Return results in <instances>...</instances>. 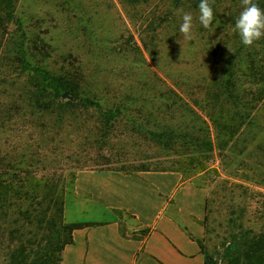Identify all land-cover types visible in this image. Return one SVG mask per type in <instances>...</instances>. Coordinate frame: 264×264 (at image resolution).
I'll list each match as a JSON object with an SVG mask.
<instances>
[{"label": "rangeland", "instance_id": "obj_1", "mask_svg": "<svg viewBox=\"0 0 264 264\" xmlns=\"http://www.w3.org/2000/svg\"><path fill=\"white\" fill-rule=\"evenodd\" d=\"M15 10L28 36L27 57L33 54L38 60L44 57L43 65L52 70L66 66L68 57L67 64L80 65L97 91H102L103 87L112 91L107 96L110 101L117 99V91L120 96L133 93L136 85L139 87L142 83H146L145 90L137 95L154 93L157 97L165 89L159 79L176 86L173 90L185 101L203 99L206 84L217 77L225 61L224 43L230 42L232 31L230 24L224 26L218 22L205 29L198 22V12L187 4L172 9L170 0H145L134 6L124 0H18ZM169 10L172 14L166 17ZM184 13L193 16L190 40H185L179 32ZM1 26L0 32L4 28ZM7 30H15L14 25H9ZM7 39L0 35V84L7 81V85L16 86L7 89L9 103L19 93L15 88L23 85L25 74H19V67L10 66V56L4 54ZM41 39L49 42L51 48L44 50L38 41ZM5 100L0 101L1 110L7 103ZM144 104L149 126L157 122L174 126L176 131L189 122L185 111L177 106L169 111L174 120L167 121V109L159 100L149 99ZM201 106L193 107L198 115L204 114ZM254 117L252 126L242 127L236 144L229 150L219 152L215 148L212 154L204 156L201 172L185 159V154L166 151L146 135L131 133L123 122L117 123L106 138L101 137L99 124L94 123L92 114L87 115L85 122L77 120L63 126L62 134L51 144L45 133L39 137L38 133L42 132L30 125V119L6 124L5 129H0V132L6 131L0 133L1 155L14 150L19 153L27 144H33L32 152L44 163L28 170L41 183L35 198L17 203L6 212L7 216L0 212V264H11V254L19 247L34 258L37 251L44 253L45 244H50L51 250L57 249L71 236L72 229L66 230L68 224L63 218L64 203L59 218L56 209L50 206L49 187L57 184L65 201L74 188V183H69L73 174L76 179L81 172L98 174L119 167L129 171L141 164L152 170H164L159 171L162 173L180 174L184 184L192 185V194L185 196L189 203L186 208L193 210L196 206L200 211L203 236L197 240L198 245L210 253L220 251L223 240L229 236L231 219L238 218L243 228L258 229L261 224L264 168L258 163L264 161L261 159L264 156V103H260ZM80 163L88 167L80 170ZM102 164L104 166L100 167ZM259 172L261 177L257 179L247 177ZM91 185H95L94 181ZM25 209L29 215H22ZM93 216L92 219H98Z\"/></svg>", "mask_w": 264, "mask_h": 264}, {"label": "trees", "instance_id": "obj_2", "mask_svg": "<svg viewBox=\"0 0 264 264\" xmlns=\"http://www.w3.org/2000/svg\"><path fill=\"white\" fill-rule=\"evenodd\" d=\"M124 1L134 6L145 0ZM17 2L18 0H0V24L1 27H4L0 35L8 37V45L4 54L7 57L10 56V66L19 67L17 71L19 74H25V78L23 85L20 88H15L19 93L17 92L16 97L9 103L7 89H13L12 87L16 86L7 85V81L0 84V101L4 98L7 101L3 105V109H0L1 130L11 122L16 124L17 120L30 119V125L42 132L38 133L39 137L45 133L50 137L51 144L62 134L63 126L77 120L85 122L88 120L87 115L92 114L94 123L99 124L101 137L106 138L117 123L123 122L130 128L131 133L146 135L166 151L173 150L177 154H185V159L189 160L195 169H199L197 172H201L204 170L202 165L205 161L204 156L212 154L215 148L219 152H223L236 144L242 127L250 128L252 126L255 121L254 112L260 103H264V38L256 41L252 46H244L233 31V22L242 9L243 0H210L214 11L213 23L218 22L224 26L230 24L231 38L230 42L224 43L225 61L219 69L217 77L214 80L211 79L204 88L205 97L201 100L189 101L180 98L173 90L176 86L163 79H159V83L165 89L159 92L157 97L153 96L154 93L149 96L137 95H141L145 90L146 83H142L139 84V87L136 85L135 89L137 90H134L133 93H121L120 96V92L117 91L116 93H119L115 96L117 99L110 101L107 96L112 91L108 92L106 87H103L102 91H97L96 87L83 74L80 65L67 64L68 57L65 61L66 66L57 70L49 69L47 65H43L44 57L39 60L35 58V54L33 57H27L25 46L28 43V36L23 31L21 20L16 15ZM170 2L172 9L177 10L180 6L187 4L193 11L198 12L199 0H170ZM255 2L264 9V0H255ZM226 3H231V5L226 6ZM171 14L172 12L169 10L166 17ZM155 19L152 24H149L150 26L153 25ZM9 25H14L15 30L9 32L7 30ZM38 41L44 50L51 48L50 43L44 39ZM142 45L146 50L145 43ZM135 48L139 50L138 47ZM34 58L36 61L33 60ZM245 85H249V87L244 88ZM17 86L19 85L17 84ZM149 99H157V102L159 100L163 104L167 109L165 116L169 115L167 121L174 120L172 112L169 111L177 106L178 109L185 111L190 123L188 122L185 127H180L176 131H174V126L157 122L149 126L150 121L145 114L147 111L144 110V103ZM200 105H202L200 109L204 111L203 115H198L193 109ZM227 113L231 114L227 115ZM180 118L184 117L180 116ZM198 124L201 127L196 128V125L200 126ZM14 131L16 132V130ZM0 133H6V131ZM34 146L27 144L24 147L26 149L19 153L14 150L12 153L6 151L3 155H1L0 148V212L2 214H6L17 203L24 200L30 201L37 195L35 191L41 186V183L33 175H30L28 170L35 165L44 163V160L32 152ZM36 147L39 148L38 144ZM55 149L51 148L52 151ZM193 157L195 158L193 159ZM261 159L264 160V156ZM122 162L124 161H117V163ZM258 165L264 168V161ZM90 166L92 167V165ZM103 166L104 164L100 167ZM86 167L88 165L80 163L78 169ZM108 171L137 175L141 172L164 170H152V168L141 164L129 171L120 167ZM259 176L261 177V172L253 173L251 177H247L257 179ZM74 177L75 174L72 175V180L69 182L71 185L74 183ZM48 189L50 190V206L56 209V213L61 218L63 196L59 193L57 184ZM17 207L21 208L20 205ZM27 211L28 209H25L21 214L29 215ZM259 222L261 224L258 229L243 228V224L238 222V218L231 219L229 221L231 229L229 236L223 240L220 251L210 253L200 246L203 264H264V207L260 212ZM65 227L66 230H71L73 226L66 225ZM69 241L70 236L67 242L52 250L50 244H45L42 249L44 253L39 254L37 251L34 253V258H30V255L19 247L11 254L10 263L60 264L61 251Z\"/></svg>", "mask_w": 264, "mask_h": 264}, {"label": "crops", "instance_id": "obj_3", "mask_svg": "<svg viewBox=\"0 0 264 264\" xmlns=\"http://www.w3.org/2000/svg\"><path fill=\"white\" fill-rule=\"evenodd\" d=\"M190 189L177 173H79L64 201L73 227L60 264H203Z\"/></svg>", "mask_w": 264, "mask_h": 264}, {"label": "clouds", "instance_id": "obj_4", "mask_svg": "<svg viewBox=\"0 0 264 264\" xmlns=\"http://www.w3.org/2000/svg\"><path fill=\"white\" fill-rule=\"evenodd\" d=\"M198 13L199 24L208 29L214 21V11L210 0H199ZM181 21L179 32L185 40H190L193 32L192 14H182ZM233 31L244 46H252L256 41L264 38V9L255 0H243L242 9L233 22Z\"/></svg>", "mask_w": 264, "mask_h": 264}]
</instances>
